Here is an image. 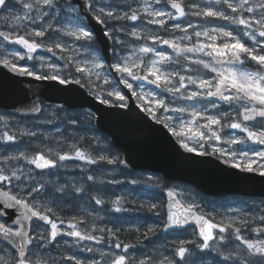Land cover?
Instances as JSON below:
<instances>
[{
    "label": "snow or ice",
    "instance_id": "snow-or-ice-1",
    "mask_svg": "<svg viewBox=\"0 0 264 264\" xmlns=\"http://www.w3.org/2000/svg\"><path fill=\"white\" fill-rule=\"evenodd\" d=\"M0 66L14 74L0 90L32 78L0 115V264H264V195L206 213L159 177L128 178L107 136L81 134L113 108L143 112L182 161L215 157L264 179V0H0ZM134 211L156 219L124 227L116 214Z\"/></svg>",
    "mask_w": 264,
    "mask_h": 264
},
{
    "label": "water",
    "instance_id": "water-1",
    "mask_svg": "<svg viewBox=\"0 0 264 264\" xmlns=\"http://www.w3.org/2000/svg\"><path fill=\"white\" fill-rule=\"evenodd\" d=\"M7 70L0 66V77L5 80ZM25 80V84L0 90V109L6 112L13 111V106H19L18 101L26 99L21 87L28 88L27 81L32 78L16 77ZM149 88L153 86L146 85ZM130 95V94H129ZM50 102L62 101L52 98ZM139 104L134 97L129 98V106ZM112 116L108 123L99 131L109 136L110 141L121 153L122 158L130 161L132 170H143L161 174L169 181L189 184L204 194L215 197L241 196L258 198L264 195V179L256 174L239 173L234 175L233 170L224 165L215 157H200L196 154H187L194 157V161H182L177 153L178 145L171 134L153 121L141 119L136 112L128 113V109H111ZM239 132V130H232ZM182 152L183 150L180 149ZM207 160L208 163H198ZM240 176H250L252 179H241Z\"/></svg>",
    "mask_w": 264,
    "mask_h": 264
},
{
    "label": "rangeland",
    "instance_id": "rangeland-1",
    "mask_svg": "<svg viewBox=\"0 0 264 264\" xmlns=\"http://www.w3.org/2000/svg\"><path fill=\"white\" fill-rule=\"evenodd\" d=\"M217 23H223V22H217ZM13 48H19L20 46H11ZM163 50H165L166 52L168 53H171V50L165 48L164 46H160ZM41 55H44L45 58H49L52 56L51 53H46V52H43L41 51L40 52ZM53 59H55L53 57ZM24 61H18V66H23L24 65ZM31 61L28 62V65L30 66L31 65ZM58 63H63L62 61H58ZM149 88L148 87H145L143 90L144 91H147ZM137 91H140V89H137ZM137 103L140 104V101L137 100ZM145 103H147V100H145ZM7 113L5 112H1L0 111V115H6ZM17 119H22V117H17ZM25 119V118H23ZM47 128L49 131L52 132V135L56 137V139H60L59 136H57L54 128L52 127V125H47ZM0 130H3V122H0ZM225 131H231L233 135H242L240 133H237V132H233L232 130H225ZM83 135L86 136V139H91L93 136H98L100 141L104 142V137H103V134L99 133V132H95V133H92V132H89V133H81ZM223 135V134H222ZM109 140V138H108ZM110 141V140H109ZM82 145L81 146H84V147H88V145L85 143V142H80ZM220 143V142H218ZM110 149V152L112 155H117L109 146V144L107 145ZM23 147V145H22ZM96 145H93L92 147H89V151H92L93 148H95ZM210 150V149H209ZM105 154H108V153H105ZM70 163V162H69ZM95 167V166H93ZM114 166L112 165H105L104 166V169L106 171H110ZM39 171V170H37ZM115 175L118 176V178L120 179H124L123 176H120L119 173H114ZM149 176H153V177H159L161 179V176L159 175H155L153 173H150V172H146V171H133L129 174V177L128 178H145L147 179V177ZM104 177L101 176V179H103ZM161 181V187H163V185H168V186H179L180 189L184 190L185 192V196L186 197H190L191 199H195L197 201H199L202 205H203V208H204V211L206 213L208 212H215V213H223L225 211V209L229 208V207H234V206H237L239 205L242 201H245V200H256L257 202H259L258 199H245V198H239V197H232V198H228L224 201H222L221 203H218V204H215V203H209L207 200H205L202 196V194L198 193L195 189H193L192 187L188 186V185H185V184H181V183H178V182H168L167 183H164L162 180ZM119 187L120 186H117V190H119ZM130 188H135L136 190L134 192L131 193L132 196L134 197H137L138 199L140 200H153V202H157V201H160L163 199V196H162V193L160 190L158 189H154V188H146L144 186H132V185H129ZM210 209H207L206 207H208ZM206 209V210H205ZM116 216H119L121 217V220L120 222L124 225V227H128L129 225H142L144 223H152L156 218L154 216H152L150 213H144V212H140V211H134V212H131V213H117ZM148 219V220H147ZM220 217L219 215H217V220H219ZM183 235L185 236V238L187 239H193V235L191 233V229H189L188 232H184Z\"/></svg>",
    "mask_w": 264,
    "mask_h": 264
},
{
    "label": "trees",
    "instance_id": "trees-1",
    "mask_svg": "<svg viewBox=\"0 0 264 264\" xmlns=\"http://www.w3.org/2000/svg\"><path fill=\"white\" fill-rule=\"evenodd\" d=\"M25 119H28V118H25ZM100 133V132H99ZM102 134V133H101ZM106 135L103 134V137H105ZM82 145V144H81ZM110 148L118 155H120V152L112 145V144H109ZM121 156V155H120ZM164 183H167V181L165 179H163L161 177V179ZM199 193V192H198ZM201 194V193H200ZM203 198L205 200H207L209 203H215V204H218V203H221L222 201L228 199V198H216V197H212V196H207V195H204L202 194ZM249 199V198H248ZM250 199H253V198H250ZM207 209H210L209 206L206 207ZM206 210V209H205ZM148 220V219H147Z\"/></svg>",
    "mask_w": 264,
    "mask_h": 264
},
{
    "label": "flooded vegetation",
    "instance_id": "flooded-vegetation-1",
    "mask_svg": "<svg viewBox=\"0 0 264 264\" xmlns=\"http://www.w3.org/2000/svg\"><path fill=\"white\" fill-rule=\"evenodd\" d=\"M241 134V133H240ZM184 232H179V233H174V234H170L168 236V239L171 240V239H184L185 236L183 235ZM157 238L156 237H153V240H156ZM145 243H148L147 241H145ZM87 255V254H85Z\"/></svg>",
    "mask_w": 264,
    "mask_h": 264
}]
</instances>
